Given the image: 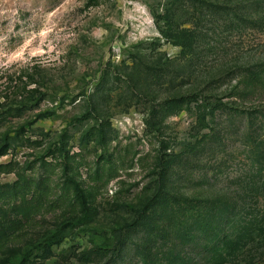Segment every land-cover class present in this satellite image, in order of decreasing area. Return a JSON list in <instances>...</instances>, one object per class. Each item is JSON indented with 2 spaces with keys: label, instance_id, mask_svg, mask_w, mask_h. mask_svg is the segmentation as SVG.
I'll return each instance as SVG.
<instances>
[{
  "label": "rangeland",
  "instance_id": "obj_1",
  "mask_svg": "<svg viewBox=\"0 0 264 264\" xmlns=\"http://www.w3.org/2000/svg\"><path fill=\"white\" fill-rule=\"evenodd\" d=\"M53 160L0 264H264V0H0V201Z\"/></svg>",
  "mask_w": 264,
  "mask_h": 264
},
{
  "label": "trees",
  "instance_id": "obj_2",
  "mask_svg": "<svg viewBox=\"0 0 264 264\" xmlns=\"http://www.w3.org/2000/svg\"><path fill=\"white\" fill-rule=\"evenodd\" d=\"M245 79L256 84L255 76ZM60 169V161L44 162L39 182L26 180L3 191L0 201V251L22 243L39 230L45 215L52 214L55 220L60 221L77 213V205L71 203V185L58 180Z\"/></svg>",
  "mask_w": 264,
  "mask_h": 264
}]
</instances>
